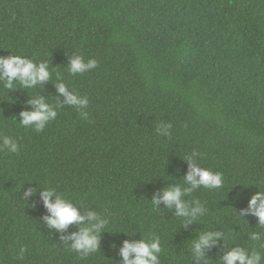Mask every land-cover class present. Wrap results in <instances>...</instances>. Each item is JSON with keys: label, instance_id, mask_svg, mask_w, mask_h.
<instances>
[{"label": "trees", "instance_id": "obj_1", "mask_svg": "<svg viewBox=\"0 0 264 264\" xmlns=\"http://www.w3.org/2000/svg\"><path fill=\"white\" fill-rule=\"evenodd\" d=\"M17 54L51 75L34 89L0 82V264H122L123 242L141 239L158 240V264H220L249 246L264 264L247 211L264 190V0H0V56ZM78 54L97 67L69 73ZM57 78L88 98L87 116L61 105L42 131L21 126L34 95L63 99ZM187 158L221 184L185 183ZM177 184L194 216L152 203ZM45 188L107 222L95 252L72 250L78 225L46 224ZM207 232L220 236L197 256Z\"/></svg>", "mask_w": 264, "mask_h": 264}, {"label": "clouds", "instance_id": "obj_2", "mask_svg": "<svg viewBox=\"0 0 264 264\" xmlns=\"http://www.w3.org/2000/svg\"><path fill=\"white\" fill-rule=\"evenodd\" d=\"M97 67V61L93 58L85 60L81 55H74L67 66L69 73L82 74ZM51 71L47 61L36 62L33 59H26L23 55L0 56V82L5 88H15L18 83L26 89H34L41 82L50 79ZM57 92L63 96L62 100L55 101V106L43 97L33 96L30 103L34 105L32 110L22 111L19 124L25 128L32 127L36 131H42L45 126L56 119L57 109L61 105H70L81 110L83 117L87 112L83 111L89 103L86 96H81L69 89L63 81L57 78L54 83ZM170 125H157V132L167 134ZM2 145L9 152L15 153L19 149L18 143L9 136L2 138ZM190 171L185 177V183L193 188L198 185L205 187H216L221 184L219 173H213L207 169L198 168L191 158H187ZM259 190L250 197L248 202V212L258 218L259 224L264 227V190ZM188 189H182L179 184L164 189L159 200L153 199V204L163 201L166 205H175L178 216L195 215L199 211L198 207L188 209L181 201V197ZM28 194H31L29 192ZM54 199H50L53 198ZM41 199L48 210L49 215L45 217L46 224L58 231L65 230L69 225H78L79 229L70 235L72 240L71 248L81 255L95 252L98 247L99 233L104 229L105 220L100 219L95 212L89 211L87 216L82 215L77 207L73 206L69 200L54 190L45 188L41 192ZM93 221H95L93 223ZM220 236L219 232L202 233L198 240L193 242V250L200 256L201 249ZM259 236L252 234L251 240L256 241ZM264 247V245H262ZM250 250L235 248L227 251L221 258L220 264H261V256L254 247L249 246ZM161 251L158 240L141 239L139 241L125 240L120 248L122 264H158L157 253ZM24 249H20L21 258Z\"/></svg>", "mask_w": 264, "mask_h": 264}]
</instances>
